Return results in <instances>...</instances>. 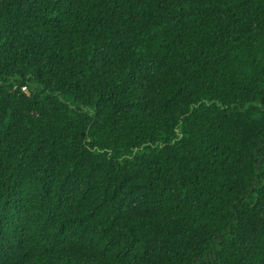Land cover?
<instances>
[{
	"label": "trees",
	"instance_id": "16d2710c",
	"mask_svg": "<svg viewBox=\"0 0 264 264\" xmlns=\"http://www.w3.org/2000/svg\"><path fill=\"white\" fill-rule=\"evenodd\" d=\"M225 2L231 4V11L223 5L216 9L201 6L194 8V15L182 17L173 9L158 13L155 22L149 14V27L143 35L137 32L124 37L131 66L137 71H147L153 65L161 69L162 81H168L166 92L172 94L186 79L177 74L185 69L183 61L200 65V55L211 51L209 45L219 34V30L214 31L217 23L220 29L235 34L244 31L245 23L264 22V0ZM77 3L62 0L63 6L50 4L44 8L23 6L25 0H0L4 24L0 38L5 41L0 46V94L5 95L7 107L23 106L29 116L37 110L43 112L35 123L25 120L0 130V228L17 238L18 249L8 257V264H85L83 252L77 255L64 251V232L60 229H71L69 234L78 242L91 239L97 246L113 233L122 238L140 232L153 236L160 241L157 251L151 262L137 251L140 264H237L232 252L242 255L248 247L244 241L259 253L264 249V116L258 115L249 101L260 98L264 91L260 87L264 73L256 63L250 78L239 66L259 59L260 33L233 43L226 60L218 57L220 64L207 75L221 81L222 88L211 93L199 91L194 100L204 99L191 115L184 116L179 124L170 119L167 128L148 133L154 139L172 141V146L152 155L156 143L145 145L141 140L149 155L134 160L128 158L130 147L124 138L141 125L155 130V122L162 123L168 111L163 104L157 111L155 103L142 102L153 109L151 117L139 109L117 113L120 104L98 112L92 119L99 117L97 124L103 134L97 135L101 140L93 138L81 151L85 139L81 130L88 135L91 130L85 128L83 117L69 126L59 109L63 100L54 83L46 90L48 96L37 92L25 100L7 95L27 83L40 84L38 61L60 63L56 57H62L67 63L73 53L78 59H86L96 51L94 44L109 43L110 37L119 39L115 33L123 34L119 27H108L119 26L128 15V8L121 7L119 0ZM189 107L191 103L185 104L183 111ZM93 145L103 150L99 160L91 154ZM69 168L72 171L64 176ZM170 179L177 186L172 195L164 191L170 187ZM134 181L148 189L144 203L155 209V214L138 217L141 223L128 233L117 232L114 223L101 237L103 224L115 222L125 210L122 186ZM36 189L42 195L33 200ZM174 195L179 196V203ZM103 247L100 258L87 260V264H130L131 257L125 259L115 251L109 252L107 245ZM243 264H249V260H243ZM251 264H264V260L256 256Z\"/></svg>",
	"mask_w": 264,
	"mask_h": 264
},
{
	"label": "snow or ice",
	"instance_id": "6c2138e0",
	"mask_svg": "<svg viewBox=\"0 0 264 264\" xmlns=\"http://www.w3.org/2000/svg\"><path fill=\"white\" fill-rule=\"evenodd\" d=\"M79 2H87V0H78L77 6H79ZM234 2L240 4L241 0H234ZM119 3L121 7L128 8V15L124 17L119 26L115 24L108 25L110 28L119 27L122 29L123 34L120 32L115 33L119 36V39L112 40L110 37L109 43L94 44L93 47L96 51L86 59L83 57L78 59L73 53V59L67 63L64 62L62 57H56V60L60 61V63L46 64L44 61H38L40 64V72L38 73L40 84L27 83L19 91L7 93V95L15 94L22 99L30 100L37 92H44V95L48 96L46 90L54 83L60 89L59 96L63 100V103L58 104L59 109L65 113L69 126L73 122L78 124L80 118L83 117L87 121L85 128L91 130L90 135L86 134L83 129L81 130V134L85 136V139L81 141L84 145V149H81V151L88 148L93 138L97 141L101 140V136L97 135L98 132L103 134V129L97 124L99 117L97 116V119L94 120L92 116H95L98 112H103L105 108H112L120 104L122 107H116L117 113L121 110L139 109L141 114L146 112L151 117L153 109L148 106V103H142L148 101L156 104L157 111H160L161 104L168 111L164 113L162 123L155 122V130L141 125L139 128L132 129L131 134L124 138L125 144L130 147L128 158L135 160L139 159L141 155H149L139 143L141 140H143L145 145L150 141L156 143L157 146L153 150L152 155L166 152L172 146V141L165 142L158 138L154 139L153 136H148V133L159 132L162 128H167L170 119H176L179 124V120L183 119L184 116L191 115L193 109L199 107L204 99L201 96L199 100H194L199 91L211 93L222 88L221 81L215 80L213 77L208 76L207 73L220 64L218 57L227 59L226 53L231 52L233 43L251 39L254 32L260 33L262 51L258 54L259 59L249 61L247 66L240 65L239 67L250 78H253L252 68L256 63H259L260 71L264 73V22L252 21L245 23L242 25L244 31H237L235 34L231 31L220 29V25L217 23L214 31L219 30V34L213 37L212 43L209 45L211 51L200 55V65H197L195 61H187L185 59L183 61L185 69L177 74L182 75L186 79H184L182 85H176L172 94H168L165 87L168 81H162L161 69L153 65L147 71H137L136 68L131 66L133 61L130 60L125 50L127 46L123 42L124 37L137 32L143 35L144 29L149 27V14L153 16V22H155L159 19L158 13L160 12H171L175 9L176 12L182 13V17H190L194 15V8L201 6L209 8L211 6L216 9L223 5V7L231 11V4L226 3L225 0H119ZM50 4L63 6L62 0H25L23 6L33 5L47 8ZM2 6L0 5V8ZM47 22L51 23V20ZM236 23L240 24V21L237 20ZM3 27V16H0V33H2ZM154 31L155 29H153ZM4 43V39L0 38V46H3ZM232 54L235 55V53ZM188 63L192 64L191 69L187 68ZM194 69L196 70L195 72L193 71ZM227 70V68H222V71ZM232 71L235 72L236 69L234 68ZM200 73H204V75H200ZM216 75H219V73H216ZM260 87L264 89V84H261ZM161 97H163V100H161ZM4 99L5 95L0 94V130L14 127L18 122L22 123L25 120H31L33 123L41 120L42 111H34L29 116L23 106L13 104L11 107H7ZM164 101H167V103L165 104ZM48 102L51 105L52 100L49 99ZM89 103L92 105L91 108ZM189 103H191V107L188 108L187 112H184L183 106ZM249 103L256 106L258 115L264 116V91L260 92V98L254 97ZM33 107L37 106L33 105ZM100 123L102 124L103 122L101 121ZM137 124H140V121H137ZM29 127H31V124ZM110 134L111 130L107 135ZM145 136H148V138L145 139ZM91 154L99 160L103 156V150L93 145ZM68 163L71 164L72 161L69 160ZM71 171L72 169L69 168L68 172L64 173V176H68ZM49 179L53 178L49 177ZM55 179L63 180V177H56ZM129 179H132L131 174ZM168 184L170 187L165 188L164 191L172 195L176 192L177 186L171 179ZM156 191H159V189H156ZM49 192H51V188H49ZM40 195L42 193L39 189H36V195L33 196V200H37ZM121 195L125 210L117 215L115 222L109 221L103 224V231H100L101 237L104 236L106 231L110 230V226L114 223L117 232L128 233L130 228L141 223L137 219L138 217H151L155 214V209L148 208L147 204L144 203L148 198V189L141 187L138 181L126 183L122 186ZM72 198H76L75 194H72ZM172 198L179 203L178 195H174ZM169 219L171 218L169 217ZM143 226L148 227L146 224ZM60 231L64 232V235L61 236V240L66 245L64 251L75 252L77 255L83 252L86 257L85 264H87V260L95 261L100 258V255L105 251L103 245L108 246L107 250L109 252L115 251L125 257V259L131 257L130 264H140L139 257L136 256L137 251L140 252L144 260L151 262L160 243L158 239L143 232L136 234L134 237L129 233L123 238L113 233L103 240L102 245L97 246L93 244L91 239L86 242H78L76 238L69 234L71 229H68L67 232L64 229H60ZM152 231L155 230L152 229ZM229 235L231 236L232 234L230 233ZM239 238L240 236L238 235L237 239ZM16 240L17 238L10 235L7 229L0 228V264H8V257L18 250ZM235 243L236 241L233 240V244ZM244 243L248 247L242 255H237L236 251L232 252L237 264H243V260H249V264H251V258L256 256L264 260V249L257 253L249 241H244ZM236 247L239 248L240 245L236 244ZM122 248L124 251H121Z\"/></svg>",
	"mask_w": 264,
	"mask_h": 264
}]
</instances>
